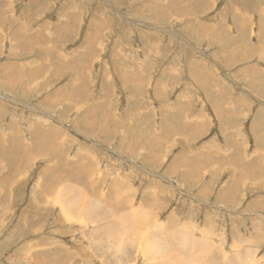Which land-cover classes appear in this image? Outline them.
<instances>
[{"label":"rangeland","instance_id":"374dc122","mask_svg":"<svg viewBox=\"0 0 264 264\" xmlns=\"http://www.w3.org/2000/svg\"><path fill=\"white\" fill-rule=\"evenodd\" d=\"M1 7L2 22L34 36L14 57L12 26L2 25V70L41 67L39 93L30 76L26 87L2 79V143L19 135L28 144L31 123L43 124L50 153L30 155L9 178L2 158L0 264H40V253H53V264H264V0ZM62 24L70 34L55 45ZM153 154L156 167L144 160ZM176 155L193 159L188 179V162L168 169ZM51 173L60 175L53 199L43 197ZM149 182L163 188L151 195Z\"/></svg>","mask_w":264,"mask_h":264},{"label":"crops","instance_id":"0c3cea01","mask_svg":"<svg viewBox=\"0 0 264 264\" xmlns=\"http://www.w3.org/2000/svg\"><path fill=\"white\" fill-rule=\"evenodd\" d=\"M173 5H175V3H173ZM154 10H155V13H156V9H154ZM62 11L63 10H61V12H59L60 13L59 15H61ZM73 14H75V13H73ZM68 22H69V20L67 18L64 21L63 24L66 23L67 26H70ZM23 23H26V20L23 19ZM3 24H8V25L12 26L11 28H6V29L4 28L5 29L4 32L6 31V35L10 34L9 39L11 41H13V49L15 48L16 50H18V51L13 50V55L12 56L18 57L19 54L21 56L20 51H21V47H22L21 46L22 42L20 41V39L26 38V40H31V39L34 38V36H31L32 33H28V32H25L26 34L22 33V31H24V28L21 25H20L21 26V31L18 30L19 28H16L17 26H19V24H22V22L9 23V22L6 21L5 18H4V21L2 22V7H1L0 8V32H1L0 36H2V25ZM63 24L61 25L62 29L65 28V25H63ZM74 24H76V22ZM52 26H53V24H52ZM0 40H1V38H0ZM59 41H61V40H58L57 44L59 43ZM87 43H92L89 40V38L85 39L84 44H87ZM0 44H1V42H0ZM0 51H1V47H0ZM22 56H24V55H22ZM7 58L10 59V60H13V59H11V57H7ZM14 61L17 62V60H14ZM44 63H45V65H47L46 62H44ZM10 66L11 65H7V66L4 65V67H5L4 70H2V66H0V86H2V79H4V78L5 79H8V78L9 79H13L15 81L14 85H17V82H22L24 77H29L30 76V79L32 80V85H33L32 87L37 90V93H39V91H38L39 86L34 84V83H36V82H34V80L37 79L38 77H41V73H40L41 72L40 71L41 67H36V68H33V69L28 68L30 66V63L27 60L25 62H23V63H18V67H16L17 70L15 69L13 72L11 71ZM37 66H39V65L37 64ZM43 67H45V66H43ZM17 72H19L18 75H16ZM23 83L25 85H22V86L26 87L25 81H23ZM14 85H12V87ZM9 86H8V89H9ZM0 91H2V90H0ZM50 98H51V96H47V94H46L45 98L43 99V103H45L47 105H50L48 103V100H50ZM41 105H43V104H41ZM38 108L40 109V102L38 103ZM2 109H3L2 108V103L0 102V122L2 120ZM31 124L33 126L34 133H33L32 137L30 138V141L28 142V144L24 143L23 140L19 139V135H18V141L15 144L13 142H11V141H16L15 137L14 138L9 137L10 142L2 143V140H4L3 139L4 137H2V125L0 124V168H2V158H3V160L6 162V166L9 163H12V162H18L17 167L23 169L26 166L25 165V161L30 156V155H26L27 150H29V151L32 150L34 155H37L40 152V151L36 152V147H37V145H40V147H41L42 143H44V137H43L44 136V125L43 124L36 125V123H31ZM222 125H224L228 129L233 127V123H231L230 125H225V124L222 123ZM167 126H171V125H167ZM116 127H118V124H117ZM171 130H180V131H182L180 125H178L176 127L175 126H171ZM40 131H42V132H40ZM107 132H110L108 130V128H107ZM150 142L156 148L157 151L160 149V146H162V142L159 141V140H154V141H150ZM120 146H121V143H120ZM2 149H6L7 152H3L2 153ZM42 149L43 148L41 147L40 150H42ZM181 149H183V145H181ZM145 150L147 151V149H145ZM2 155H3V157H2ZM153 157H154V160H155L153 165H151L148 162L149 157L144 159V160H146L148 162V164H150L152 167H156L158 165V162H160V159H158V157L156 155H154ZM233 159H235V157ZM192 161H193V159H190L189 157L184 158V157H182L180 155L179 156L176 155L174 157V159L171 161V163L168 165V169L175 168L177 171H179V168L181 166V168L183 170V168L185 167L186 163L188 162V166L186 165L187 166V171L185 172V175H188L186 179H188V177L191 174H193V170H192L193 167L191 165ZM232 162H229V164L231 165ZM234 162H236V161H234ZM230 165H229V168H230ZM21 169H18L17 171L18 172L23 171ZM6 172H8V170H6ZM250 176H252V178L256 179V181H257V176H256L255 173H252ZM5 181H6V179L5 178L3 179L2 178V174H1L0 175V198H1L0 199V203L2 202V189L4 191H6V188L2 187L3 183ZM256 181H254L253 183H255ZM115 186H116V184L113 183L112 188H115ZM148 186L152 187V191L153 192L156 191L157 193H159V189L163 188L162 186H159L155 182H149ZM228 190H229V188L227 189V191ZM170 196H173V193H171ZM263 207H264V203L262 204V208Z\"/></svg>","mask_w":264,"mask_h":264},{"label":"bare ground","instance_id":"6f19581e","mask_svg":"<svg viewBox=\"0 0 264 264\" xmlns=\"http://www.w3.org/2000/svg\"><path fill=\"white\" fill-rule=\"evenodd\" d=\"M56 23V22H55ZM46 27H48V25H45ZM67 30V28H63V30L62 31H60L59 33H58V38H59V40H61V41H65V40H68L67 39V37H68V31H66ZM70 34V33H69ZM56 36V37H57ZM57 39V38H56ZM57 44V41H56V43H55V45ZM46 59H43V61H45ZM46 64L48 65L49 64V61L48 62H46ZM55 69H60V67L58 66V67H55ZM53 72H56V71H53ZM58 72V71H57ZM54 75H55V73H54ZM46 77L43 79L44 80V85H46L47 84V82H48V79L50 78V77H48L47 78V75H45ZM9 84L10 85H14L15 84V81L14 80H9ZM214 91H215V93L217 94V95H219L220 97H222L221 96V94H220V91H221V88H214ZM223 94H225V91H224V89H223V92H222V95ZM222 101H224L223 99H222ZM48 103H49V100H48ZM50 104V103H49ZM223 107H222V110H226V111H229V113L230 114H232L233 116H234V107L231 105V104H229V102H227V101H225V102H223ZM219 107V106H218ZM214 108V107H213ZM214 110H215V112H216V115H217V118H221V116H219V111L218 110H216L215 108H214ZM228 118L230 117L229 115L227 116ZM38 119V118H37ZM39 120V119H38ZM42 120V119H41ZM221 120V119H220ZM233 121H234V119H232V120H224V121H222L221 120V122L223 123V124H225V125H230L231 123H233ZM80 125V124H79ZM87 125H89V124H87ZM91 125V124H90ZM89 125V126H90ZM104 126V125H103ZM98 127H99V125H98ZM105 129H104V131H107V127H104ZM84 131H86L87 133L88 132H90V130H91V128H89V127H87V126H85L84 128H82ZM95 129V128H94ZM97 129V128H96ZM198 127H195L194 128V136H197L198 135ZM101 130H103L102 128H101ZM100 130V131H101ZM41 147L43 148V150H44V152L45 153H50V146H49V144H48V142H47V140H45L44 141V143H42V145H41ZM41 147H40V145H37V147H36V152H39L40 151V149H41ZM33 154V151L32 150H27V153H26V155H32ZM51 160V159H50ZM49 160V161H50ZM234 161H235V159H233ZM154 157H149V159H148V162L151 164V165H153L154 164ZM53 164V166L55 165V166H57V164L56 163H54V161L53 160H51V162H50V164ZM17 164H18V162H12V163H9L8 165H7V170H8V172H6V177L7 178H9V177H11L12 175H14L16 172H18L17 170L18 169H21V168H18L17 167ZM18 168V169H17ZM67 168H63V170H66ZM13 171V172H12ZM63 174V173H62ZM71 174L70 173H65V174H63V176H64V178H66L69 182H71L72 180L69 178V176H70ZM59 176L60 175H57V173H51V176H50V178H49V181H46L44 184V188H45V192H43V197H51L52 199L54 198V194H52V193H54L55 192V190H56V187L58 186V185H60V182H59ZM71 180V181H70ZM230 191V189L227 191V192H229ZM157 192L156 191H154L153 193H151V195H153V194H156ZM60 198L61 197H59V198H57V200H56V202H59V200H60ZM1 214L2 213H0V216H1ZM130 216L132 215V214H129ZM24 221V220H23ZM148 221V220H147ZM25 223V222H24ZM146 223V222H145ZM144 223V224H145ZM21 227L18 225V226H16V230H18V229H20ZM30 232H32V229H30ZM98 251L101 253V250H100V248H98ZM36 255V257H38V259H39V261H37V262H39L40 264H53V257H54V254L53 253H49V254H46V253H40V254H35ZM229 262H231V260L229 261ZM234 262V261H233ZM235 263V262H234Z\"/></svg>","mask_w":264,"mask_h":264}]
</instances>
